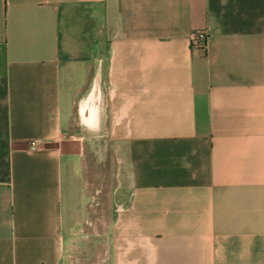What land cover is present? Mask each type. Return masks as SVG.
Listing matches in <instances>:
<instances>
[{"label":"crops","instance_id":"crops-1","mask_svg":"<svg viewBox=\"0 0 264 264\" xmlns=\"http://www.w3.org/2000/svg\"><path fill=\"white\" fill-rule=\"evenodd\" d=\"M0 264H264V0H0Z\"/></svg>","mask_w":264,"mask_h":264},{"label":"rangeland","instance_id":"rangeland-1","mask_svg":"<svg viewBox=\"0 0 264 264\" xmlns=\"http://www.w3.org/2000/svg\"><path fill=\"white\" fill-rule=\"evenodd\" d=\"M106 139H101L98 142V145L101 147L99 150V153L97 155V163H99V165L97 164L96 167L93 166L94 164L92 163H96L95 161L91 160V165L94 169V173L92 176H98V177H102V178H107L109 176H111V159H110V154H108L107 150H108V142H105ZM92 168V169H93Z\"/></svg>","mask_w":264,"mask_h":264},{"label":"built area","instance_id":"built-area-1","mask_svg":"<svg viewBox=\"0 0 264 264\" xmlns=\"http://www.w3.org/2000/svg\"><path fill=\"white\" fill-rule=\"evenodd\" d=\"M207 37L208 36H207V33L205 31H199L197 33H194L191 36V43H192V46H193L195 51L206 52L207 42H208V38ZM30 148L32 150H36L37 149V144L36 143H31Z\"/></svg>","mask_w":264,"mask_h":264}]
</instances>
